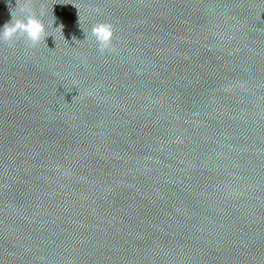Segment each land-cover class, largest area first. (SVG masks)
I'll return each mask as SVG.
<instances>
[{
  "label": "clouds",
  "instance_id": "1",
  "mask_svg": "<svg viewBox=\"0 0 264 264\" xmlns=\"http://www.w3.org/2000/svg\"><path fill=\"white\" fill-rule=\"evenodd\" d=\"M36 2L37 0H16V7L10 12L11 19L0 28V44L12 45L19 40H24L29 47L35 48L42 42L46 43V37L50 36L47 30L49 26H46L42 17L47 14V10L41 4L39 15H37L34 11ZM55 19V16H53V23ZM78 23L80 24V17ZM63 28L64 25L61 23L55 30L64 38ZM114 32L115 29L112 22L97 21L85 33L86 38H94L98 51L104 53L105 51L113 50ZM74 39L75 37H73ZM76 97L74 96L73 100Z\"/></svg>",
  "mask_w": 264,
  "mask_h": 264
}]
</instances>
